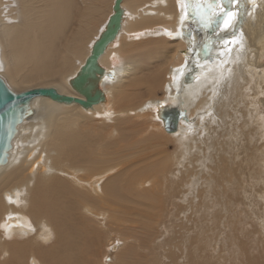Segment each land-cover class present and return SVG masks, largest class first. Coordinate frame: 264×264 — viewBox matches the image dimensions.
<instances>
[{
    "label": "bare ground",
    "instance_id": "6f19581e",
    "mask_svg": "<svg viewBox=\"0 0 264 264\" xmlns=\"http://www.w3.org/2000/svg\"><path fill=\"white\" fill-rule=\"evenodd\" d=\"M114 2L0 0V77L14 92L51 87L83 99L68 82ZM209 3L190 0L186 8V0H121L120 28L98 58L105 101L88 110L33 101L34 116L19 126L0 167V264H113L125 255L115 256L120 247L134 248L133 256L146 245L128 235L154 234L150 213L185 203L186 177L197 166L203 173L205 163L217 176L208 190L226 178L243 197L251 182L255 195L264 190V74L253 61L264 59V0L217 2L209 15L203 8L197 14ZM186 49L192 55L184 56ZM237 104L245 107L224 122L221 131L229 133L222 139L215 127ZM161 108L180 112L176 132L164 131ZM236 135L254 140L239 143L246 161L229 155ZM258 220L264 227V218Z\"/></svg>",
    "mask_w": 264,
    "mask_h": 264
},
{
    "label": "rangeland",
    "instance_id": "374dc122",
    "mask_svg": "<svg viewBox=\"0 0 264 264\" xmlns=\"http://www.w3.org/2000/svg\"><path fill=\"white\" fill-rule=\"evenodd\" d=\"M103 16H97L94 23L95 27H98ZM191 27L195 31L197 42H199L201 39L200 31L193 25H191ZM183 55L190 56L192 52L190 49H186ZM253 61L255 63L260 61L258 64H261V67L258 69V72L262 71L264 74V59L260 60L256 58ZM3 77L6 79L7 83H9V80L5 76ZM247 93L245 92L242 94ZM244 96L245 95L240 97L241 101L242 98H244L243 101H245ZM262 97L263 95H260L259 99ZM237 99L239 100V98ZM229 102H232V98ZM239 107L244 109L245 104H240L233 108L229 113L230 115L227 114L223 122L217 126L218 128L215 127V130L220 132L224 126V122L229 119L231 114L234 112L239 114L237 113L240 110ZM261 108H263L261 109V116L264 118V106ZM193 116H195V114H193ZM235 124L236 123L233 124L232 121L230 126V129L232 127V131L235 129ZM225 128L226 127H224V129ZM237 128L239 129V127ZM224 129L217 136L222 139H227L229 129ZM240 137L239 135L234 136L229 155L232 153L235 156H240L241 159L246 161L245 157L239 155V143L241 141L247 145L246 138L248 137ZM248 142L252 144L254 140L248 138ZM170 149L169 151L171 155H173V152H175L174 147H170ZM203 167V173H199V167L197 166L194 175L190 177V179L186 177V181L190 188L181 192L185 194V203H178L175 207L174 204H172L173 202H170L167 206H159V209L155 211V213H150V216L153 217V220L151 219L153 223L149 224L150 228H152L150 234L153 232L155 235L149 234V238H146L144 236V231L138 232V234L130 233L128 235L134 236L140 240L138 245H146L149 248L145 247L149 250L147 251L144 247L141 249V252H137L131 256V250L134 248L120 247L119 251L115 253V256L123 252L125 255L119 257L117 260L113 258L116 260L114 262L115 264H134L135 262V264H158L157 262H159V264H264V227L263 225H259L260 223L258 220L260 216L264 218V208L258 211L255 209V205L251 203L258 200L261 202L258 206H264V190H262L260 194L255 195L254 188L256 186V181L251 182L249 185L245 186L247 194L243 197L242 191L234 183L232 184L231 179L227 178L222 181V187L208 190L211 188L212 183L216 182L217 176L211 174L212 168L209 163H205ZM259 185L260 184L257 183V186ZM195 187L201 190L200 195H198V189L193 193ZM224 192H228V195L226 196ZM119 229L121 228L119 227ZM152 235L154 238L151 242L149 239H151L150 237H152ZM123 236L127 237V235ZM6 239L9 240V238ZM144 242L148 245L146 243L142 244ZM177 245L180 247L182 246L181 254L179 255V248L176 247ZM193 252L195 253L194 256ZM99 257L100 256L96 258V262H98Z\"/></svg>",
    "mask_w": 264,
    "mask_h": 264
},
{
    "label": "water",
    "instance_id": "95a60500",
    "mask_svg": "<svg viewBox=\"0 0 264 264\" xmlns=\"http://www.w3.org/2000/svg\"><path fill=\"white\" fill-rule=\"evenodd\" d=\"M120 2L121 0H115L113 14L92 44L84 65L68 82L70 88L83 99L61 95L51 87L14 92L0 77V167L8 162L12 142L17 136L19 126L34 116L32 104L35 99L46 98L63 105L78 104L84 110L91 109L94 105L105 101L104 93L99 88L100 79L105 75V71L98 65V58L120 28L122 15ZM157 117L161 120L166 133L171 134L177 131L180 119L178 110L161 108Z\"/></svg>",
    "mask_w": 264,
    "mask_h": 264
},
{
    "label": "snow or ice",
    "instance_id": "6c2138e0",
    "mask_svg": "<svg viewBox=\"0 0 264 264\" xmlns=\"http://www.w3.org/2000/svg\"><path fill=\"white\" fill-rule=\"evenodd\" d=\"M219 3L221 6H226L227 4H233V3H237L238 0H212V3H209L207 5H200L197 9L196 12L197 14H200V8L204 9V15L207 16L211 13L212 8L214 6L215 3ZM190 7V0H186V8ZM229 15V13L227 12V9L224 13V16ZM221 19H223V16L221 17Z\"/></svg>",
    "mask_w": 264,
    "mask_h": 264
}]
</instances>
